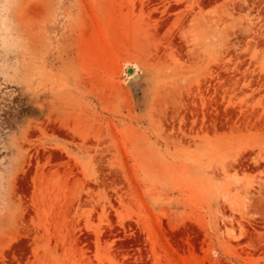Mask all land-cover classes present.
I'll return each mask as SVG.
<instances>
[{"label":"rangeland","instance_id":"1","mask_svg":"<svg viewBox=\"0 0 264 264\" xmlns=\"http://www.w3.org/2000/svg\"><path fill=\"white\" fill-rule=\"evenodd\" d=\"M0 8V264H264V0Z\"/></svg>","mask_w":264,"mask_h":264},{"label":"clouds","instance_id":"2","mask_svg":"<svg viewBox=\"0 0 264 264\" xmlns=\"http://www.w3.org/2000/svg\"><path fill=\"white\" fill-rule=\"evenodd\" d=\"M11 21L9 15L4 11L3 8H0V29L7 31L10 27Z\"/></svg>","mask_w":264,"mask_h":264},{"label":"water","instance_id":"3","mask_svg":"<svg viewBox=\"0 0 264 264\" xmlns=\"http://www.w3.org/2000/svg\"><path fill=\"white\" fill-rule=\"evenodd\" d=\"M132 72H133L132 69H130V70H129V73H132Z\"/></svg>","mask_w":264,"mask_h":264}]
</instances>
